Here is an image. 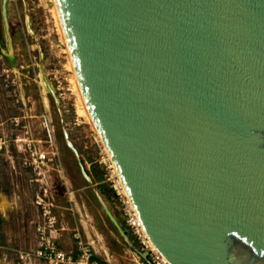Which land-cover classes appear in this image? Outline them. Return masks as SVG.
Segmentation results:
<instances>
[{
  "label": "water",
  "instance_id": "water-1",
  "mask_svg": "<svg viewBox=\"0 0 264 264\" xmlns=\"http://www.w3.org/2000/svg\"><path fill=\"white\" fill-rule=\"evenodd\" d=\"M54 1L152 245L170 264H264V0Z\"/></svg>",
  "mask_w": 264,
  "mask_h": 264
},
{
  "label": "rangeland",
  "instance_id": "rangeland-1",
  "mask_svg": "<svg viewBox=\"0 0 264 264\" xmlns=\"http://www.w3.org/2000/svg\"><path fill=\"white\" fill-rule=\"evenodd\" d=\"M63 39L53 0H0V264H40V231L58 248L81 238L128 264L138 244L81 113Z\"/></svg>",
  "mask_w": 264,
  "mask_h": 264
},
{
  "label": "built area",
  "instance_id": "built-area-1",
  "mask_svg": "<svg viewBox=\"0 0 264 264\" xmlns=\"http://www.w3.org/2000/svg\"><path fill=\"white\" fill-rule=\"evenodd\" d=\"M107 171L110 173V180L113 182V192L122 217V225L129 231L137 241V247H132L133 256L128 264H170L168 260L152 245L149 240L137 211L127 194L120 193L116 186L115 178L120 179L118 174H114L115 167L103 161ZM122 184V183H121ZM141 253H147V257H142ZM30 254H27L29 256ZM35 260L40 264H115L106 258L96 255L94 247L87 241L78 238L75 249L66 251L58 248L49 239L45 232L40 231V237L33 250Z\"/></svg>",
  "mask_w": 264,
  "mask_h": 264
},
{
  "label": "bare ground",
  "instance_id": "bare-ground-1",
  "mask_svg": "<svg viewBox=\"0 0 264 264\" xmlns=\"http://www.w3.org/2000/svg\"><path fill=\"white\" fill-rule=\"evenodd\" d=\"M53 3H54V13H55V17L57 19V22H58L59 27L61 29L62 35L64 37L63 40L65 41V44L67 46V42H66V39H65V34H64V31H63V28H62V24H61L60 17H59V14H58V11H57V7H56V4H55V1L54 0H53ZM67 51H68V57H69V62H70V68L73 71V78H74L75 87L77 89V92H78V95H79V99H80V103H81V106H82L81 107L82 108L81 113L84 114L87 117V119L90 120L91 123L93 124L92 119H91V116H90L89 111L87 109V106L85 104V100H84V97H83V93H82L80 84L78 82L77 74H76V71H75V67H74V64H73L72 57H71L70 51L68 49V46H67ZM93 126H94V124H93ZM95 130H96V128H95ZM96 132H97V130H96ZM97 135H98V138H99L100 142L103 145V147H102L103 148V153H104L103 161L106 162V163H108V164H110V165H112L113 163L111 162V158H110V156H109V154H108V152H107V150H106V148H105V146H104V144L102 142V139H101L100 135L98 134V132H97ZM114 174L117 175L116 168L114 170ZM115 182H116V186H117L118 190L120 191V193H122L123 195H126L127 193H126L123 185L121 184V180L115 178Z\"/></svg>",
  "mask_w": 264,
  "mask_h": 264
}]
</instances>
